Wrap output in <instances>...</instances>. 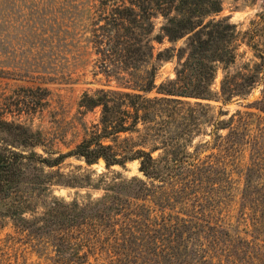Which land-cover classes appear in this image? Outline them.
Here are the masks:
<instances>
[{
	"label": "trees",
	"instance_id": "1",
	"mask_svg": "<svg viewBox=\"0 0 264 264\" xmlns=\"http://www.w3.org/2000/svg\"><path fill=\"white\" fill-rule=\"evenodd\" d=\"M91 1L88 41L97 67L121 85L82 94L79 107L98 115L65 152L0 106V229L10 225L55 264H264V122H252L251 111L215 117L203 104L245 99L258 88L246 106L264 115V12L243 32L258 61L229 72L239 31L215 17L220 0ZM157 15L164 22L156 34ZM164 38L185 42L155 52ZM173 55L174 78L156 85L152 61ZM203 134L209 139L193 144ZM244 152L233 221L232 171ZM68 157L102 161L106 171L92 183L89 174L53 169ZM133 161L141 176L113 169ZM56 186L102 194L66 200Z\"/></svg>",
	"mask_w": 264,
	"mask_h": 264
},
{
	"label": "rangeland",
	"instance_id": "2",
	"mask_svg": "<svg viewBox=\"0 0 264 264\" xmlns=\"http://www.w3.org/2000/svg\"><path fill=\"white\" fill-rule=\"evenodd\" d=\"M220 1L221 10L215 17L227 18L239 31L237 56L227 68V71L235 72L258 61L243 32L248 30L250 21L257 18V14L264 12V0ZM91 4V0H0V106L6 108L8 119L19 120L40 130L48 145L56 151L65 152L72 148L84 135V124L88 126L97 118V110L85 111L79 107L82 94L121 85L97 67L96 56L88 41ZM153 20L154 33H160L163 17L157 15ZM184 42L185 38L174 42L164 38L162 43H154L155 52L166 47H181ZM177 63L175 55L152 61L157 67L156 85L174 78ZM223 74L224 69L219 66L212 84L214 91H218ZM36 87L46 88V95H43L42 88L36 90ZM155 94L156 90L150 93ZM258 96L257 88L245 99L223 104L214 98L203 101V104L209 105L210 113L215 117L226 119L236 110L251 111L255 113L252 122L263 123L264 115L246 106ZM203 128L209 129L207 126ZM225 132L220 131L221 134ZM207 139L209 135L206 134L196 136L193 144ZM246 162L247 153L244 152L232 171L236 190L235 199L229 206V218L233 221ZM53 169L69 175L89 174L92 183L106 171L102 161L89 166L75 157L66 158ZM113 169L127 178L141 176L136 161L128 162L125 168L115 166ZM54 194L66 200L76 197L82 201L88 194L92 198L99 197L102 190L90 186H56ZM15 234L10 225L0 229V264H55L35 253Z\"/></svg>",
	"mask_w": 264,
	"mask_h": 264
}]
</instances>
